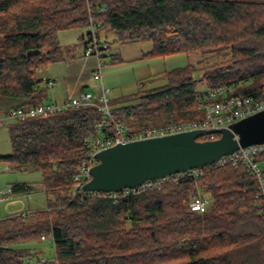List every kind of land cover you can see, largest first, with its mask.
<instances>
[{
    "label": "trees",
    "instance_id": "trees-1",
    "mask_svg": "<svg viewBox=\"0 0 264 264\" xmlns=\"http://www.w3.org/2000/svg\"><path fill=\"white\" fill-rule=\"evenodd\" d=\"M91 24L105 50L117 41L151 42L147 58H202L159 76V87L117 100H137L112 107L131 129L204 121L212 89L264 101V54L244 47L264 38V0H0V114L47 103L51 79H41L39 69L61 60V32L84 29L89 40ZM29 51L39 53L28 58ZM101 119L88 106L8 126L12 153L0 165L41 175L37 183H14L13 194L42 192L46 203L35 223L18 214L0 219V264H264L258 181L243 163L206 166L199 178L128 197L74 199V179L88 140L101 135ZM257 160L264 178V154ZM197 195L211 201L205 213L188 207ZM43 237L54 245L46 262L36 247Z\"/></svg>",
    "mask_w": 264,
    "mask_h": 264
},
{
    "label": "built area",
    "instance_id": "built-area-1",
    "mask_svg": "<svg viewBox=\"0 0 264 264\" xmlns=\"http://www.w3.org/2000/svg\"><path fill=\"white\" fill-rule=\"evenodd\" d=\"M106 11V8L103 9ZM89 44L85 49L86 56H95L98 59L96 68V78L102 81L101 93L94 95L91 92H82L80 95L66 101L47 102L36 107H29L24 109H13L8 113L0 114V127L9 126L15 122L24 121L32 117H45L54 115L58 112L67 111L74 108L95 106L102 114V119L97 124V130L101 132V136L89 139L87 143L88 153L83 159L79 172L76 175L74 182L72 196L82 201L91 197H100L104 192L85 191L84 186L91 180V169L97 164L96 154L104 149L113 147L121 143H129L136 140L149 139L154 137H162L174 135L184 132H190L197 129L213 130L215 133L206 135L203 140H215L220 129L230 128L238 121L253 115L255 113L264 111V101H257L252 97H227L223 88L212 89L206 92L205 96L212 100V103L205 104L203 107L206 112L204 121H184L170 125H163L145 130L132 131L131 128L114 119L112 114V107L110 105V90L105 88L102 78L103 64L101 58L103 50L108 45L100 41L95 25L91 24L89 28ZM53 80H49V86H53ZM264 154V143L251 145L245 148H240L238 151L221 157L213 165L226 166L245 164L251 175L258 181L257 201L261 206L262 214L264 216V178L263 167L258 162L257 156ZM185 176L196 179L203 176V169L197 168L188 170L183 173L174 174L157 180L145 182L143 185L133 189H125L122 192L124 197L131 194H140L146 189L153 188L156 185L168 180L178 182ZM14 184H9L6 188L0 189V203L7 202L13 195ZM33 193L27 194L31 197ZM119 193H109V197L117 199ZM211 201L201 195L194 196L188 201V207L198 213H205L210 207ZM27 222L31 221V211H22L20 214ZM43 239H46L43 237Z\"/></svg>",
    "mask_w": 264,
    "mask_h": 264
},
{
    "label": "rangeland",
    "instance_id": "rangeland-1",
    "mask_svg": "<svg viewBox=\"0 0 264 264\" xmlns=\"http://www.w3.org/2000/svg\"><path fill=\"white\" fill-rule=\"evenodd\" d=\"M107 38L112 42L113 37L111 35ZM88 41L87 31L84 29L69 30L59 34L61 60L50 63L44 69L40 68L38 72L41 79H51L54 82L53 86L49 87V100L46 102H52L55 99L60 102L59 98H69L68 100H70L80 92H91L94 95L101 93L102 81L96 78L95 71L98 59L95 56L85 55V46L89 44ZM100 41L103 42L104 37L101 36ZM152 47L151 42L121 44L117 41L116 43H110L109 48L105 50V57L101 58L103 64L102 78L105 88L110 90L111 107L136 103L137 100L120 104L116 102L123 97L136 95L144 89L159 87L164 84V81L158 80V77L165 72L188 64L198 63L202 59L197 54H177L161 58L145 57V54L151 51ZM244 47L262 55L264 54V38L246 42ZM200 65L208 66L206 62ZM204 69L200 71L201 74L204 73ZM198 89L204 90L205 88ZM131 130L137 131L136 128ZM11 153L10 130L6 125L0 127V156ZM0 180L4 183V186H1L0 189H4L10 182V184L12 182L37 183L41 180V175L39 173L10 172L6 170L0 174ZM38 197L41 199L39 208H45L46 196L41 193ZM35 221V213H32L31 221L28 223H35ZM43 241L42 244H37L36 247H40L44 251L43 255L41 254L42 262H46L49 257L54 255V245L47 238ZM40 249L38 248V250Z\"/></svg>",
    "mask_w": 264,
    "mask_h": 264
},
{
    "label": "water",
    "instance_id": "water-1",
    "mask_svg": "<svg viewBox=\"0 0 264 264\" xmlns=\"http://www.w3.org/2000/svg\"><path fill=\"white\" fill-rule=\"evenodd\" d=\"M29 51L27 56L38 54ZM0 61L2 59L0 58ZM215 133L197 129L174 135L117 144L96 154L85 191L119 193L147 181L213 165L240 148L264 143V111L250 115L230 128L220 129L215 140L199 138Z\"/></svg>",
    "mask_w": 264,
    "mask_h": 264
},
{
    "label": "crops",
    "instance_id": "crops-1",
    "mask_svg": "<svg viewBox=\"0 0 264 264\" xmlns=\"http://www.w3.org/2000/svg\"><path fill=\"white\" fill-rule=\"evenodd\" d=\"M79 94H81V92L76 94L73 97H76ZM68 99L69 98H59L60 102L66 101ZM55 101L59 102L56 99ZM6 170L9 171L7 167L0 165V174L4 173ZM13 183H27V182H12V184ZM1 186H4V183H2L0 180V187ZM41 193L42 192H35L31 195V197H28L27 194L26 195H14L13 194L10 197L9 201L0 203V219H3L8 215H14V214L19 215L22 211H31L32 213L37 212L38 210H40L39 205H40L41 199L38 197V195Z\"/></svg>",
    "mask_w": 264,
    "mask_h": 264
}]
</instances>
